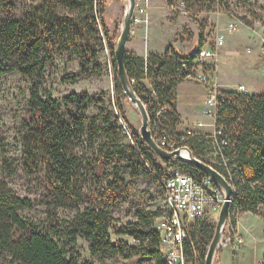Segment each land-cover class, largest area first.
Returning <instances> with one entry per match:
<instances>
[{"label": "trees", "instance_id": "16d2710c", "mask_svg": "<svg viewBox=\"0 0 264 264\" xmlns=\"http://www.w3.org/2000/svg\"><path fill=\"white\" fill-rule=\"evenodd\" d=\"M189 1L192 6H198L195 0ZM236 1L251 4L254 16L252 20L244 16L247 23L254 19L264 23L251 0ZM211 2L214 0H199L198 8L203 9ZM108 6V0H31L24 15L18 16L16 0H0V73L18 71L31 82L23 123V156L29 171L45 173L49 205L48 229L32 224L24 218L22 210L32 208L33 200L20 196L5 177H0V264H80L79 254L73 249L79 236L90 242L94 255L150 258L155 264H166L160 234L154 228L162 208H138L136 220L120 224L114 206L120 198L131 195L138 169L155 177L158 183L166 174L165 169L174 164H180L195 176L206 175L191 164L162 159L164 166L159 161L126 118L124 100L129 99L118 77L115 79L117 112L110 108L104 95L70 92L59 99L46 90V66L57 55L73 53L81 62V74L67 76L72 82L93 73L89 66L97 58V45L105 42L115 57L120 35L112 33L106 22ZM203 43L201 40L199 47ZM199 47L188 54L169 47L163 55L151 53L147 58L127 52L125 55L130 79L148 105V111L167 105L172 110L168 116L173 126L179 121L176 89L190 72ZM101 71L98 67L95 73ZM145 72L154 80L151 88L138 83ZM229 94H234L235 99L226 103L218 123L228 135L224 152L233 169L229 174L221 158L215 166L235 187L232 211H251L264 218V93L236 94L230 90ZM91 105L98 107L97 115L80 114ZM121 117L133 134V142L128 144L123 142ZM205 139L211 142L205 134H196L186 144L209 163L202 157V146L208 143ZM98 140L99 148L92 161L75 151L77 142L95 145ZM125 158L129 159L127 167L133 168L131 179L126 181L123 171L115 173L110 180L108 163L118 165ZM90 175L96 187L86 193L84 188ZM87 198L91 199L89 204L67 218L65 224L59 220L56 213L59 207L78 206ZM214 233L215 226L207 219L192 225L190 237L185 241V264H205ZM114 235L131 236L138 242L131 244ZM55 236L66 237L64 244ZM216 259L222 264L219 252ZM260 264H264V255Z\"/></svg>", "mask_w": 264, "mask_h": 264}, {"label": "rangeland", "instance_id": "374dc122", "mask_svg": "<svg viewBox=\"0 0 264 264\" xmlns=\"http://www.w3.org/2000/svg\"><path fill=\"white\" fill-rule=\"evenodd\" d=\"M108 1L109 6L105 15L106 22L112 33L120 35L126 11V2L125 0ZM159 2V5L154 6L153 9H149V13L145 17H143L142 13L141 16L138 15L143 20L133 21L131 35L127 44V53L147 58L151 53L163 55L167 48H175V44H177L180 46V49L177 48L178 50L188 54L196 50L199 47L200 41H205V37L210 38L209 25L205 23L213 16L211 14L215 9L213 2L206 4L204 13L198 16L199 20L185 15L181 11L172 10L168 0H159ZM254 2L258 10L257 12L260 14L258 16L264 20V0H254ZM195 3L198 6L200 5L199 0H195ZM237 3L235 1V4ZM30 4L31 0H16L17 15H24ZM198 6L196 7L198 8ZM243 8L244 6H235L232 8V11L238 15H244L246 10ZM227 19H230L228 14L223 16L224 22ZM172 41L176 43L173 44ZM95 48L98 55L89 66V69L93 68V73L90 76H80L76 82L67 79L68 75L81 74L82 64L76 55L70 53L66 56H55L46 66L45 88L54 97L59 99L70 92L81 93L88 91L94 95H104L110 108L117 112L115 79L118 77V70L117 64L116 68L114 66L115 57H113L112 50L105 42L103 45H97ZM227 48L232 51L224 53V50ZM249 49H251L250 53L247 52ZM222 56L228 62L226 69H229L230 73L227 76L231 82L245 83L249 91L264 93V23L262 20L254 19L252 23L245 22L240 25V28L235 32L227 31ZM248 56H258L259 59L251 62L247 59ZM95 66L101 67V74L95 73L98 68ZM133 82L137 81L134 80ZM150 82L153 83L154 80L145 72L138 83L142 87L151 88ZM239 84L235 86L238 88ZM30 88L31 82L20 72L0 73V177H5L20 196L29 197L33 200L32 208L22 210L24 218L34 225L48 229L49 205L44 188L45 173L29 171L26 168V160L23 156V123L30 98ZM232 89L236 88L232 87ZM124 108L129 124L139 131L142 118L137 107L130 100L125 99ZM69 110L76 112L74 108H69ZM98 113L99 109L94 105L80 112V114L86 116H94ZM120 122L124 126L123 142L126 144L133 142V134L129 125L122 117L120 118ZM205 140L208 143L206 142L202 146L204 152L202 154L203 159L209 161L212 165H218V155L215 152L213 144L208 139ZM188 146H190L189 143ZM98 148L99 140L95 145H91L87 141L77 142L75 145V151L78 154H83L90 161L94 159ZM157 158L165 166L162 158L159 156ZM128 165V158L123 159L118 165L114 162L108 163L107 168L111 174L110 180L114 178L115 173L121 174L123 171L126 173V181L130 180L133 168L127 167ZM174 166L182 171H189L180 164H174ZM138 171L139 175L133 183L131 195L120 198L114 206V213L118 217L120 224L136 220L135 212L138 208L154 210L162 208L165 204L156 178L145 171L139 169ZM95 187L96 184L90 175L84 191L88 193L95 189ZM90 201L91 199L87 198L83 203H79L78 206L59 207L56 210L57 217L65 224L67 218H71L79 209H84ZM248 219L252 231L244 232L241 224L240 234L243 242L236 246V248H233L230 244L226 243L227 246L224 244L225 254L223 259H225V263L258 264L257 257L261 256L264 251L263 219L257 216L252 217L251 215L248 216ZM207 221L216 227L217 220L207 219ZM230 232L231 229L226 233V237L230 236ZM119 237L128 240L131 244H137L138 242L131 236L114 235V238ZM65 238L60 239L58 236H55V239L61 245L64 244ZM73 247L75 252L79 254L80 264H83L85 261H92L95 264H155L150 258L94 255L90 250V242L82 236L78 237L77 243ZM220 249L218 250L219 258L221 257ZM13 264L18 263L14 262ZM214 264H218L216 257Z\"/></svg>", "mask_w": 264, "mask_h": 264}, {"label": "built area", "instance_id": "2783aa9c", "mask_svg": "<svg viewBox=\"0 0 264 264\" xmlns=\"http://www.w3.org/2000/svg\"><path fill=\"white\" fill-rule=\"evenodd\" d=\"M235 1L214 0L215 9L211 13L213 16L205 23L209 25L211 36L210 38L205 37V41L199 47L197 56L193 60L190 72L186 77L206 86L204 113L210 118V121L198 122L195 128L179 130L177 124L173 126L174 124L168 116L172 110L167 105L159 106L149 112L150 129L155 141L161 147L173 151L186 146L191 136L205 134L207 138L212 140L216 153L221 158L220 162L222 161L221 164L229 174H231L233 166L229 163L224 152V148L228 144V135H226L224 126L219 125L218 121L220 112L225 110L226 103L235 99V95L232 94L231 96L229 91L222 88L217 76V67L226 41L224 31L235 32L240 28V25L246 22L243 19L244 16L249 20H252L254 16L251 11V4L244 1V3L235 4ZM251 2L257 10L254 0ZM225 3L229 6H226ZM235 6H244L243 9L246 10V13L238 15L232 11ZM171 8L198 19L206 7L199 9L192 6L189 0H175L171 4ZM145 10V7L138 3L133 21L143 20L138 15L141 16V13L143 15ZM227 14L230 19L224 22L223 16ZM248 51L250 52L251 49ZM184 68L187 69V63L184 64ZM234 92L245 94L249 91L246 84L242 83ZM152 96L156 98L155 92L152 93ZM203 126H208L210 130L200 131ZM165 172L166 174L158 183L165 204L162 207V212L155 218L154 228L159 231L166 264H185V241L190 237L192 225L203 219L218 220L219 215L217 216V214L220 213L224 203L225 192L209 175L198 177L190 171H182L174 166L166 168ZM240 212V209H235L233 213L231 211L221 246L227 243L236 248L243 242L240 234ZM230 229V236L226 237V233Z\"/></svg>", "mask_w": 264, "mask_h": 264}, {"label": "water", "instance_id": "95a60500", "mask_svg": "<svg viewBox=\"0 0 264 264\" xmlns=\"http://www.w3.org/2000/svg\"><path fill=\"white\" fill-rule=\"evenodd\" d=\"M126 11L124 15V21L122 26V31L120 33L117 46L115 48V60L118 70V78L122 87L128 97V99L137 107L142 118V124L140 126L139 132L141 137L148 146L156 153L157 156L167 161H180L183 163L191 164L192 166L200 169L206 175L212 177V179L224 190L225 201L220 210L217 224L215 227V233L213 239L208 248L205 264H214L215 257L218 250L221 247V241L225 234L230 213L232 211L235 187L229 181V179L212 164L202 160L200 157L196 156L190 146L186 145L177 148L173 151L167 150L161 147L154 139L152 131L150 129V114L146 104L143 99L139 96L135 90L132 80L130 79L126 63L125 55L127 52V44L131 35L134 13L137 6V0H125ZM184 150L188 151V154H184Z\"/></svg>", "mask_w": 264, "mask_h": 264}, {"label": "crops", "instance_id": "0c3cea01", "mask_svg": "<svg viewBox=\"0 0 264 264\" xmlns=\"http://www.w3.org/2000/svg\"><path fill=\"white\" fill-rule=\"evenodd\" d=\"M137 3H139L141 6H144L146 9L145 13L143 14V17H145V15H147L149 13L148 12L149 9H153L154 6L160 4L159 0H137ZM181 17H183V16H181ZM227 31L228 30L224 31L225 38H226V32ZM172 42H173V44L176 43L175 41H172ZM175 48L180 49V46L175 44ZM223 48H224V46H223ZM227 51H232V50L227 48L226 50H224V53ZM247 52L250 53L248 50H247ZM247 59L249 61L253 62V61H255V59L258 60L259 58H258V56H254V57L248 56ZM227 63L228 62H227L226 58H224L221 55V60H220L219 65H218V73H219L218 78H219L220 83L222 84V88L226 91H230V90H235V89H232V87L237 88L235 85H237L239 83L231 82L228 79L227 75L230 73V71H229V69H226ZM221 72H223V74H221ZM243 84H245V83H243ZM150 86H152V82H150ZM248 91H249V89H248ZM206 93H207L206 86L200 82L184 79L183 81H181L178 84L177 89H176V103H177V111L179 113V121L177 123V128L179 130H184L187 128H195L196 124L198 122H209L210 121L209 120L210 118L208 116H206L204 113V101L206 98ZM249 93L255 94L258 92L249 91ZM201 130L202 131H208V130H210V128L208 126H203V127H201L200 131ZM240 215H241V219H242V221H241V219H240V221L242 224V228H244V230H243L244 232L245 231H252V227H251V224L249 223V219H248L249 215H251L252 217L253 216L261 217L263 219V230H264V218L262 216L255 214L251 211H242ZM241 224H240V226H241ZM223 246L220 247L221 248L220 249L221 262H222V264H229V263H225V259H223V256L225 254V248ZM225 246H227V245L225 244ZM228 248H230V247L228 246ZM263 255H264V251H263V254L261 256L257 257L258 264L261 263Z\"/></svg>", "mask_w": 264, "mask_h": 264}, {"label": "bare ground", "instance_id": "6f19581e", "mask_svg": "<svg viewBox=\"0 0 264 264\" xmlns=\"http://www.w3.org/2000/svg\"><path fill=\"white\" fill-rule=\"evenodd\" d=\"M174 1H175V0H174ZM174 1H173V2H174ZM173 2H172V3H173ZM172 3H170V6H171ZM171 9H172V8H171ZM172 10H173V9H172ZM177 11H179V10H177ZM195 58H196V57H195ZM195 58H194V59H195ZM194 59H193V60H194ZM214 67H215V66H214ZM237 89H238V88H236V89L233 90V91H236ZM146 106H147V105H146ZM211 143L213 144L212 140H211ZM213 146H214V145H213ZM214 149H215V148H214ZM183 152H184V154H186V155L188 154V151H187V150H184ZM215 152H216V150H215ZM218 159H219V157H218ZM210 164H211V163H210ZM173 166H174V165H173ZM213 166L216 167L215 165H213ZM170 167H172V166H170ZM174 167H176V166H174ZM167 168H168V167H167ZM216 168H217V167H216ZM219 171H220V170H219ZM224 201H225V200H224ZM222 206H223V205H222Z\"/></svg>", "mask_w": 264, "mask_h": 264}]
</instances>
